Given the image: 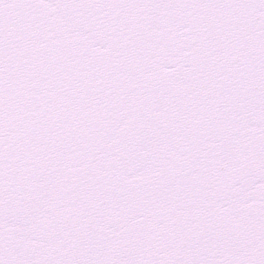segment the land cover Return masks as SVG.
Listing matches in <instances>:
<instances>
[{
  "label": "snow or ice",
  "instance_id": "snow-or-ice-1",
  "mask_svg": "<svg viewBox=\"0 0 264 264\" xmlns=\"http://www.w3.org/2000/svg\"><path fill=\"white\" fill-rule=\"evenodd\" d=\"M0 264H264V0H0Z\"/></svg>",
  "mask_w": 264,
  "mask_h": 264
}]
</instances>
